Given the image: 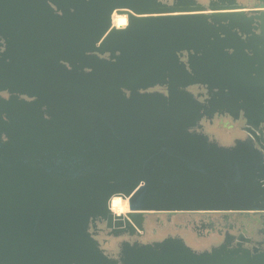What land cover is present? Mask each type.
I'll return each instance as SVG.
<instances>
[{"label": "water", "instance_id": "1", "mask_svg": "<svg viewBox=\"0 0 264 264\" xmlns=\"http://www.w3.org/2000/svg\"><path fill=\"white\" fill-rule=\"evenodd\" d=\"M216 114L248 136H211ZM262 126L264 0H0V264H264L242 241L183 237L125 242L114 260L91 231L264 212Z\"/></svg>", "mask_w": 264, "mask_h": 264}, {"label": "flooded vegetation", "instance_id": "2", "mask_svg": "<svg viewBox=\"0 0 264 264\" xmlns=\"http://www.w3.org/2000/svg\"><path fill=\"white\" fill-rule=\"evenodd\" d=\"M253 6L258 0H241ZM196 93L207 92L204 87L193 86ZM152 90L167 91L157 86ZM207 97V95H206ZM205 99V98H203ZM246 120L241 117L234 121L230 115L216 114L205 120L206 131L224 144H232L237 138H246ZM259 135L264 138V129ZM144 229L134 234L117 236L107 226V221L98 218L91 231L100 241L101 248L110 259H119L125 242L152 243L168 237H183L191 246L203 250L220 245L226 239L242 241L247 247L264 251V212L241 211H181L149 212L143 216Z\"/></svg>", "mask_w": 264, "mask_h": 264}, {"label": "bare ground", "instance_id": "3", "mask_svg": "<svg viewBox=\"0 0 264 264\" xmlns=\"http://www.w3.org/2000/svg\"><path fill=\"white\" fill-rule=\"evenodd\" d=\"M115 23L117 26H125L128 24V16L126 14H115ZM113 210L118 214H124L129 211V201L122 196H116L112 203Z\"/></svg>", "mask_w": 264, "mask_h": 264}, {"label": "rangeland", "instance_id": "4", "mask_svg": "<svg viewBox=\"0 0 264 264\" xmlns=\"http://www.w3.org/2000/svg\"><path fill=\"white\" fill-rule=\"evenodd\" d=\"M118 15V14H117Z\"/></svg>", "mask_w": 264, "mask_h": 264}]
</instances>
